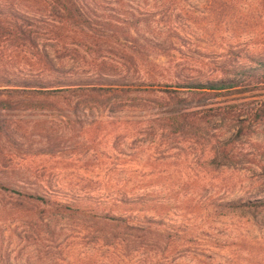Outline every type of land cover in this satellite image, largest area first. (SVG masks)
<instances>
[{"label":"rangeland","instance_id":"obj_1","mask_svg":"<svg viewBox=\"0 0 264 264\" xmlns=\"http://www.w3.org/2000/svg\"><path fill=\"white\" fill-rule=\"evenodd\" d=\"M75 2L93 30L52 10L36 22L41 43L59 56L78 48L56 60L77 76L109 63L129 89L106 107L0 109L17 134L12 143L0 135V264H264V208L221 207L264 198V117L252 120L264 105V0ZM1 30L0 72H20L26 55ZM154 32L167 57L137 58L131 46ZM227 79L240 83L201 95L184 89ZM205 110L207 130L200 122L176 134L160 127ZM35 195L46 201L28 198ZM76 203L162 235L152 234L150 250H134L135 236L110 239L113 227L106 234L84 215L54 212Z\"/></svg>","mask_w":264,"mask_h":264},{"label":"trees","instance_id":"obj_2","mask_svg":"<svg viewBox=\"0 0 264 264\" xmlns=\"http://www.w3.org/2000/svg\"><path fill=\"white\" fill-rule=\"evenodd\" d=\"M27 1L24 0L23 2L25 8H19L13 2L0 0L1 34L2 36H7L14 46L26 55V61L23 64L19 61L16 64L20 67L22 65L24 70L21 68L22 70L20 72L13 71L7 73L4 70L0 72V109L16 107L23 109L24 107H34L35 104H38L39 107L46 105V107L49 106L52 109H74L75 107L80 108L83 103H95L100 107H106L113 99L121 97L114 96L117 94L113 95V93L128 91L129 88L127 87L129 85L126 84L125 78H114L116 75L109 70L111 66L107 67L109 63L101 62L102 64H97V68L93 71L92 76H77L72 70H67L62 63L57 64L56 60L64 57L66 55L65 52H80L78 48L71 50L63 48L64 53L59 56V52L55 46L44 42L41 43L44 41L42 38L44 30L43 28H37L36 22L41 19L39 17H43L42 15L48 18L47 13H50L52 10L53 14L61 15L67 23L81 26L82 30L84 28L93 30L89 19L85 17L86 14L77 5L75 0H33L35 1L34 4L32 2L29 6L27 5ZM162 1L164 4L167 2V0ZM133 17L136 19L133 24L138 26L141 20L137 16ZM154 30L162 32L157 28H154ZM48 31L51 32V30ZM155 34L145 45L136 42L131 46L137 58L139 57L147 61L150 57L154 59L157 57H167L169 52H166V45L159 41L160 35ZM126 47H124V50L127 49ZM28 63H30L33 69L32 71H26V65ZM242 74L244 75V72ZM239 83L240 80L236 79L190 83L186 84L184 89L190 93L201 95L208 92L229 91L238 87ZM181 102L188 106L186 100H181ZM209 112L210 110L195 112L194 114L184 112L177 116H168L161 121L163 123L160 124V127L164 132H166V129H169L170 132L176 134L178 132L177 130L186 129L189 127L188 125L194 122H200V125L207 130L209 128L208 124H210L209 120L213 118V116L209 115ZM199 114H202V117L196 118L195 116ZM263 117L264 105L252 117V120L253 122L259 121ZM240 123L243 129L244 120ZM2 133H4L5 139L10 143H12L17 135L11 130V123L6 121H0V135ZM229 145H231V141L221 145L224 154H228L226 149ZM28 198L46 201L44 197L37 195L28 196ZM77 204L59 205L54 209V212L60 214L71 213V215L77 216L84 215L85 218H89L99 225V232L104 231L106 234L108 233L107 231H111L108 228L113 227L118 232L116 235L110 234L112 237L110 239H121L120 241L122 242H131L129 236H135V243L138 247L135 246L134 250L137 251L150 250L152 248L150 245L152 234L162 235L153 232L146 223L139 224V226H132L121 218L112 219L105 216L100 217L89 211L81 210ZM221 207L227 211L260 209L264 208V198L252 202L250 200L244 202L243 199L233 200L221 205ZM152 222L151 220L147 221L149 224ZM158 223L161 226L164 225L162 222ZM154 231H157V229ZM162 231L165 233L167 230ZM120 233H122V236L117 237ZM107 239L109 238L107 237Z\"/></svg>","mask_w":264,"mask_h":264}]
</instances>
